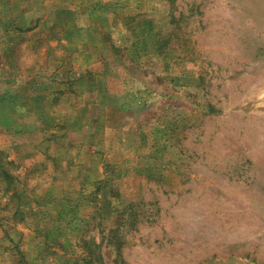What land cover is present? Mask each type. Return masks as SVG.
<instances>
[{"label": "rangeland", "instance_id": "obj_1", "mask_svg": "<svg viewBox=\"0 0 264 264\" xmlns=\"http://www.w3.org/2000/svg\"><path fill=\"white\" fill-rule=\"evenodd\" d=\"M0 264H264V0H0Z\"/></svg>", "mask_w": 264, "mask_h": 264}]
</instances>
